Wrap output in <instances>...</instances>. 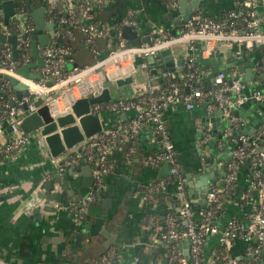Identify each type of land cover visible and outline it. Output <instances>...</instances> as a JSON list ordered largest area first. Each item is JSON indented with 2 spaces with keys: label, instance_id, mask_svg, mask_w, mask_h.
I'll list each match as a JSON object with an SVG mask.
<instances>
[{
  "label": "crops",
  "instance_id": "crops-1",
  "mask_svg": "<svg viewBox=\"0 0 264 264\" xmlns=\"http://www.w3.org/2000/svg\"><path fill=\"white\" fill-rule=\"evenodd\" d=\"M43 1L48 9L46 20L59 24L54 31L51 26L44 29L46 34L44 36L51 37L47 47L56 46L59 45L67 27L60 23L50 8L61 3L65 5V11H67L68 6L76 7V0ZM180 1L182 0H177L178 7L174 9L166 0H106L104 6L94 7V12L95 17L101 16L102 13L99 21L113 24L121 20L129 10H134L138 20L134 28L138 30L142 38H151V32L156 26H163L170 32L175 28L177 32L179 31L183 21L181 20L179 24L176 19L178 16L182 18L185 15V12L180 10ZM183 2L184 11L188 8L192 14L202 13L211 17H220L228 10L236 8V0H184ZM0 34L7 33L1 31ZM6 45L12 47L8 41L5 42L4 46ZM196 46L197 50L193 54L196 55L203 69L208 88L212 86L213 76L218 71L227 70L232 73L237 70L239 72L238 65L241 62L236 63L238 59L224 44L218 45L209 56L202 55L205 49L202 43H197ZM2 50L3 48H0V61ZM43 51L42 48L40 54L44 61ZM172 53L177 60L180 58L186 60L191 54L184 44L176 45ZM106 56L107 53L98 54L99 60ZM77 57L81 63L88 64L91 61V57L83 50ZM160 57L155 58L154 63L151 62L152 60L149 61L148 69L141 67V59L136 60L132 66V60L129 57L122 58L121 64H113L110 67L109 78L103 86L109 88L111 100L100 103L102 109L99 114L104 127L102 133L116 134L108 154L112 169L103 179L102 188L97 192V201L92 202L81 214L73 208L79 203L77 200L81 196L80 189L90 187L89 193L96 190L94 172L97 163L89 160L85 154L89 140H85L58 157H53L48 149L41 148L40 139L33 133H29L30 140L20 151L13 156L3 158L0 164V264H85L88 261L98 264L100 256L113 246L118 252L109 264H171L168 260H176L178 264L185 259L188 260L189 242L187 240L178 242L176 253L172 255V244L162 237L167 230L170 214L175 212L180 204L179 200L173 199L175 184L156 190L153 194L149 192L153 186L158 189L159 182L170 176L167 163L158 166H151L148 163V157L160 150L158 139L150 125L142 126L138 135L132 138L128 129L136 112H114L106 107L116 100L138 99L142 93L146 92L155 76H164L163 72L157 75L151 74L152 69L161 70L165 65L164 57ZM242 65L243 72L239 73L242 79L244 77L243 80L250 78L248 83L251 84L253 66L249 65L248 55ZM132 67L134 70H131ZM41 70L42 68L35 69L40 73ZM182 72L180 66L174 71L179 76H182ZM128 78L132 80L117 83L119 79ZM0 85L1 90L9 92L8 98L0 97V107L9 103V98H12L16 101L15 106L19 108V115L26 116V110L23 108V103L26 101L24 99L18 101L12 88H6L1 83V78ZM85 86H72L66 92L62 89L54 91L52 97L56 101L55 105L58 106L55 111L61 114L67 113L76 99L86 96L79 93V87ZM185 92L187 93L188 89ZM33 102L30 99L28 103L33 104ZM220 110L218 108L208 110L203 101L197 103L192 109L181 103L168 104L163 110L164 119L177 151L182 176L185 178V190L192 193L189 195L190 200L195 198L194 194L197 193L200 196L204 190H212L216 186L224 188L220 182L223 176L227 177V164L234 150L239 146L227 135L226 132L231 129V126H224V121L227 119ZM237 114L242 124L240 123V126L234 130L231 129L233 133L235 130L239 134L252 133L264 122V109L257 110L249 105L241 106ZM211 130L217 132L208 134ZM220 133L223 134V139H220ZM11 134L9 124L2 123L0 150L4 148ZM210 139L213 140V146L202 147L201 144L208 143ZM224 139L226 141H223ZM78 153L81 154L78 161L62 170L63 162ZM212 153L213 161L205 164L203 157L210 156ZM248 175L247 169L244 168L238 177L240 189H245L247 186ZM58 178L61 181L54 185L56 199L50 203L57 208L56 212L45 210L43 201L36 205L37 192L44 189L46 182ZM237 195L227 200L225 211L217 220L222 229L232 220H248L251 201L242 203V195L240 196L239 193ZM200 198L203 200L202 197ZM31 202H34L32 205L36 206H31ZM197 208L203 209L202 205ZM86 217L90 220L88 229L91 231V237L82 240V248L75 249L71 245L72 249L70 246L56 245L50 241L51 239L59 242L63 238L64 231L72 225L82 223ZM218 238L217 234L207 237L203 250L205 264H211L215 260V255L221 252ZM71 240H74V236ZM246 244L247 240L243 238L234 240L224 264H233L231 262L233 257L243 256Z\"/></svg>",
  "mask_w": 264,
  "mask_h": 264
},
{
  "label": "built area",
  "instance_id": "built-area-1",
  "mask_svg": "<svg viewBox=\"0 0 264 264\" xmlns=\"http://www.w3.org/2000/svg\"><path fill=\"white\" fill-rule=\"evenodd\" d=\"M166 1L172 8L178 7L177 0ZM103 3L104 0H83L77 6L81 18L88 19L93 6H102ZM67 13L68 17H60V23L68 28L78 27L80 23L75 8L68 6ZM135 14L134 10H129L123 18V26L136 27L138 20ZM1 16L3 17V12L0 9ZM80 28L87 35L86 42L88 44H95L96 39L104 34V31L100 30L94 23L81 24ZM33 30L34 24L29 22L26 25V34L30 36ZM2 31L8 35L12 33L10 29H5L4 24ZM151 34V44L143 43L141 46H132L128 45L121 27L117 35V46L106 57L93 65L74 66L67 72L65 70L67 58L71 51L70 46L53 45L46 47L43 51L45 65L41 70L42 78L35 80L17 73L20 66L33 61L32 53L27 51V48L31 47L30 39L29 37L24 38L25 34L19 30L17 32L18 57L15 58L12 47L6 45L1 52L0 74H8L18 78L27 85L29 92L37 97L48 94L53 96L56 90L62 89L63 92H66L72 86L77 85H86L79 87V93L88 96L94 92H102L103 83L109 78L110 67L113 64H119L123 56L132 60V66L136 60L141 59V67L148 69L149 58H157L162 50L173 49L176 45L184 44L191 52L188 57V66L194 67L197 57L193 52L197 50V43L204 45L205 49L202 51L204 56L212 55L218 45L224 44L238 60L245 59L246 50L260 49L261 58L252 67L251 86L254 87L248 93L245 92L247 85L237 70L232 73L227 70L218 71L213 76L212 86L204 89L200 85V81L205 77V74L203 71L194 69L187 75L190 81L185 83L186 89H188L187 93L177 82H171L167 87H162L159 81H152L146 92L142 93L138 99L116 100L106 107L114 112H136L128 129L132 138L138 135L142 126H151L153 134L160 143V150L148 157V163L151 166H158L162 163H167L170 166V176L160 181L159 187L165 188L169 178L177 177L175 183L176 197L180 204L176 211L170 214L167 230L162 236L172 244V255L176 253L177 243L185 239L189 242V258L183 260L182 264H205L203 250L206 239L211 234H217L222 249L220 253L215 255V260L211 264H224L234 240L238 238L247 240L244 255L239 258L233 257L231 262L233 264H264V122L256 131L249 134L235 135L231 130L240 126V123L242 124L237 110L244 103L247 101H253L255 104L264 103V0H236V8L228 10L220 17L195 13L182 23L175 35H172L163 26L154 27ZM95 53L99 54L98 51ZM178 67V60L175 58L174 68ZM131 70H134V67ZM172 73L169 71L164 75L170 76ZM94 76H96V80L92 79ZM193 80L196 81L193 83ZM2 84L6 88H10L7 81ZM23 99L26 102L30 101L29 96H25ZM202 101L206 103L208 110L221 109L224 117L230 119L232 126L226 133L233 142L239 144L227 164L226 182L233 183L246 162H248L250 169L247 189L241 196L243 202L251 201L248 220H232L224 229L216 222V210L212 206L213 203H216L217 207L223 206L218 200L219 195L216 187L207 194L208 204L203 209L198 208L199 210H196L197 207L188 199L185 190V178L181 174L177 151L163 116V110L168 104L184 103L187 108L192 109ZM2 106L5 108L0 111V125L7 122L12 134L4 148L0 150V164L4 157L13 156L30 140V134L21 128L23 117L19 115V108L11 106L10 103H5ZM101 109L100 104L92 106L93 112L99 113ZM68 110H71V106ZM32 111H35V106L30 104L28 112ZM28 112L26 111V114ZM115 138L116 134H111L109 137V133L101 132L88 139L85 154L89 160L97 163L94 172L96 190L91 191L73 207L77 213L81 214L96 200L97 192L102 188L105 175L112 169L108 154ZM80 156L81 154L78 153L74 157L67 158L62 164V170L76 163ZM255 192L257 196L253 197ZM117 252L115 246L110 247L100 256L98 263L109 264ZM220 259L224 261L221 262ZM85 264L96 263L88 261Z\"/></svg>",
  "mask_w": 264,
  "mask_h": 264
},
{
  "label": "water",
  "instance_id": "water-1",
  "mask_svg": "<svg viewBox=\"0 0 264 264\" xmlns=\"http://www.w3.org/2000/svg\"><path fill=\"white\" fill-rule=\"evenodd\" d=\"M37 1V2H35ZM184 0L180 1L182 12H185V15L181 17H177L176 22L180 24L181 20L184 22L188 20L192 12L187 10L184 11ZM39 3V5H38ZM55 5V4H53ZM39 6V7H38ZM196 6V5H195ZM0 9L3 12V24L5 29H9V23L12 20L13 22H17L19 30L25 34L24 38L30 39L32 55L34 58V62H30L26 65H22L18 68L17 73L23 77L39 80L42 78L40 72L35 71V69L43 68L45 63L40 54V50L45 49L51 41V37L44 36V29L50 26L54 28L59 24L54 22H48L46 20V14L48 9L45 6V2L42 0H0ZM31 22L34 24V30L31 32L30 36L26 34V25ZM175 22V25H176ZM50 24V25H49ZM64 25V24H63ZM65 26V25H64ZM177 29H172L171 34L175 35ZM123 35L128 39V45L132 46H141L143 43L151 44V38L146 37L142 38L139 35L137 29L133 26H124L123 27ZM10 42L12 45L13 55L15 58L18 57L19 49L18 45V36L17 33L11 34H0V48H4L5 42ZM184 54V52H183ZM164 57L165 65L161 70L158 68H154L151 70V74L157 75L160 72L166 73L169 71H175L173 66L174 56L172 53V49H164L158 54L157 58ZM152 60V61H151ZM155 58H149V61L155 62ZM160 60V59H159ZM244 59L237 60L236 63L241 62L238 65L239 72H243L242 62ZM178 64L180 66V71L184 69V59H178ZM77 66V64H74ZM251 73L252 70H251ZM1 83L7 81L12 91L16 94L18 101H22L24 96H29L35 106V111L28 112L30 104L28 102L23 103V108L28 112L26 116L23 117L21 122V128L26 133H33L35 137H38L41 141V148L48 149L53 157H58L65 153L66 151L76 147L78 144L88 140L101 132L104 131L103 123L98 112L92 111V106L95 104H100L104 102H109L111 100L110 90L109 88H103L101 93L94 92L93 94H89L88 96H84L82 98L76 99L71 104V110L65 114L58 113L54 110L55 108V99L51 94L39 96L37 97L35 94L29 92L28 87L24 82L19 80L18 78L8 75V74H0ZM244 79V77H243ZM132 78L117 80L118 84L124 82H130ZM154 81H161L159 76H155L153 78ZM248 77L244 80L247 85L245 92L248 93L251 89V84L248 83ZM52 84V83H51ZM0 97L8 98L9 92L8 90H1L0 85ZM9 103L11 106L16 105V101L12 98H9ZM253 106L255 109L260 110L264 109V103L255 104L253 101H247L242 106ZM222 111L220 110V113ZM256 114V112H255ZM224 126H232L230 119L224 121ZM247 126V125H246ZM216 130H211L210 133H215ZM238 133V134H237ZM235 135H239V132L234 131ZM220 139H223V134L220 133ZM223 141H226L224 139ZM202 147L210 148L213 146V140L210 139L205 143L201 144ZM239 145V144H238ZM213 157V153L210 156H204L203 162L209 163L213 161L211 159ZM169 164H167V169L169 171ZM225 176L222 177V181L220 182L221 186L226 185ZM61 179L57 180H49L46 182L43 190L37 192V196L35 198V204L38 205L42 201L45 203L44 209L47 211H55L57 208L50 203L56 199L54 196V185L55 183L60 182ZM209 182V179L206 180ZM81 196L77 200L80 202L82 198L86 197L90 191V187L81 188ZM211 192V189L204 190L200 196L194 194L195 198L191 199V201L196 205L195 207L201 206L205 208L207 206V197L206 195ZM190 194H192L189 190L186 191V195L188 199H190ZM202 197L203 200L200 198ZM203 202V204H202ZM34 202H31V206H33ZM201 204V205H200ZM206 204V205H205ZM34 205V206H36ZM33 206V207H34ZM57 218V217H55ZM90 220L86 217L85 220L80 224L72 225V227L68 228L64 231L63 238L59 242L53 241L56 245L63 244L65 247L72 245L73 248H82V240L88 239L90 236V229H88V225ZM106 234L108 232L105 231ZM74 236V240L71 238ZM111 242V241H110ZM49 243V242H47ZM92 244V240H90ZM71 247V248H72ZM72 248V249H73ZM66 257V256H64Z\"/></svg>",
  "mask_w": 264,
  "mask_h": 264
},
{
  "label": "trees",
  "instance_id": "trees-1",
  "mask_svg": "<svg viewBox=\"0 0 264 264\" xmlns=\"http://www.w3.org/2000/svg\"><path fill=\"white\" fill-rule=\"evenodd\" d=\"M104 1H106V0H104ZM82 2H83V0H81V1L76 0V7H75V11L77 13V18L79 19L80 25L81 24H86L87 22L94 23L95 25H97L100 28V30L104 31V34L102 36L98 37L96 39V41H95V44L92 45V44H88L86 42L87 35L83 31H81L80 25L78 27H76V28H74V27H69L68 28L67 27L65 29L64 33H63V38H61V41L59 43L60 46H70V48H71L69 57L67 58L65 72H67L71 68H73L74 64H77V66H79V67H85L87 65L95 64L99 60L98 55L95 53V51H98L100 54H105V53L108 54L112 49L116 48L117 39H118L117 35H118V32H119V29L121 27L122 28L124 27L123 26V18L125 17V15L123 16V18H121V20L113 22V24H111V23L108 24V22H106V21H99V19H101L102 13H101V16L95 17V12H94L95 8L94 7H96V6H93V8L90 10V13H89L90 16H89L88 19H81V16H80V14L78 12V7L77 6L79 5V3H82ZM102 6H104V3L102 4ZM65 8H66L65 5L60 3V4L56 5L55 7H51L50 9H51L52 14L56 15L55 17L60 19V17H62V16L68 17V13H67V11H65ZM2 27H3V17L1 16L0 17V32L2 31ZM8 28L10 29V31L13 34L17 33L19 31L17 22L10 21ZM82 50L87 52V54L91 57V61H89L90 63H88V64L81 63L79 61V59H77L78 58L77 56L79 55V53ZM27 51L32 53L31 47H28ZM251 52H252V50H246L245 56L248 55V59H249V57H251ZM188 60H189L188 58H186V60H184V69H183V72L181 73L182 76L176 75V73H174V71H172L173 73L170 76H165L164 75V76L160 77V80H161V81H159L160 85L162 87H167L171 82H177V83L181 84V86L183 88V91L185 92V89H186L185 83L190 82L188 80L187 75L191 71H193L194 69H198L201 72L203 71V69H202V67H201V65H200L198 60L195 61L194 67H189L188 66V62H189ZM205 78L206 77L201 79V81H200L201 84L200 85H202V87L204 89H207L208 87L206 86ZM195 81L196 80H193V83ZM4 108H5V106L0 107V111L4 110ZM109 137H111V134H109ZM245 164L240 169V171L238 172V177L240 176V173H241V171L244 168L247 169V172L250 175V169H249V166H248L249 164H248V162H246ZM180 170H181V166H180ZM181 174H182V171H181ZM238 177L231 184L226 182V185L224 186V188H220L219 186H216V191H217V193L219 195V199L218 200L220 201V203L223 204V206H221V207H217L216 203L212 204L213 208H215V210H216V213H215L216 222H217L218 218L225 211V205H226L227 200L231 199L232 197H235L237 195V193H239V191L241 190L240 189V185H239L240 183H238ZM176 180H177L176 176L169 178V180L167 181V186L168 185H174L176 183ZM159 189H163V188L159 187L157 189L156 186H153L149 190V192H150V194H153L156 190H159ZM246 189H247V186L245 187V189L242 190V192H244ZM173 194H174L173 195V199L174 200H178V198L176 197V190L173 192ZM254 196L255 197L257 196L256 192L253 193V197ZM96 201H97V199L95 200V202ZM242 203H246V202L242 201ZM196 210H199V209L196 208ZM168 261L171 264H176L178 262L176 260H172V261L168 260ZM220 261L222 262L224 260L220 259ZM178 264H182V263L180 262Z\"/></svg>",
  "mask_w": 264,
  "mask_h": 264
},
{
  "label": "rangeland",
  "instance_id": "rangeland-1",
  "mask_svg": "<svg viewBox=\"0 0 264 264\" xmlns=\"http://www.w3.org/2000/svg\"><path fill=\"white\" fill-rule=\"evenodd\" d=\"M261 58V52H260V49H257V50H253L251 52V57L250 59H248V62H249V65H252L254 66L255 65V62L258 61L259 59ZM93 80H96V76L92 77ZM242 189L240 190V196L242 195Z\"/></svg>",
  "mask_w": 264,
  "mask_h": 264
},
{
  "label": "bare ground",
  "instance_id": "bare-ground-1",
  "mask_svg": "<svg viewBox=\"0 0 264 264\" xmlns=\"http://www.w3.org/2000/svg\"><path fill=\"white\" fill-rule=\"evenodd\" d=\"M122 58H124V59H125V58H126V56H123ZM55 104H56V103H55ZM57 107H58V106H55L54 110H56V109H57Z\"/></svg>",
  "mask_w": 264,
  "mask_h": 264
}]
</instances>
